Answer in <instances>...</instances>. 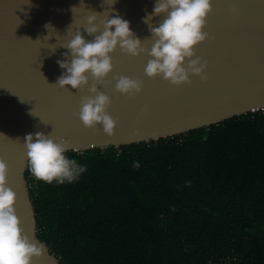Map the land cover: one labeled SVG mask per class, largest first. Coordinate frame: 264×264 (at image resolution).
I'll list each match as a JSON object with an SVG mask.
<instances>
[{
  "label": "water",
  "instance_id": "water-1",
  "mask_svg": "<svg viewBox=\"0 0 264 264\" xmlns=\"http://www.w3.org/2000/svg\"><path fill=\"white\" fill-rule=\"evenodd\" d=\"M154 3L0 0V158L8 164L20 226L43 249L40 256L32 257V264L62 263L38 236L26 179L27 134L42 132L65 140L68 151H86L150 142L264 109V0H212L204 28L209 35L195 46V56L206 64V79L189 73L188 82L172 84L159 75L149 77L144 72L150 59L147 53L132 56L117 47L110 54L112 71L97 85L111 98L107 111L117 121L114 134L107 135L100 124L84 126L78 116L81 97L95 94L87 86L78 90L55 84L66 71L57 63L67 59L63 53L69 51L61 44L86 26L87 16L95 11L101 31L108 14L120 15L150 48L151 33L142 18L152 12ZM165 15L153 16L152 24L158 25ZM119 75L141 80V91L119 92L113 78ZM92 82L90 78L89 85Z\"/></svg>",
  "mask_w": 264,
  "mask_h": 264
},
{
  "label": "trees",
  "instance_id": "trees-1",
  "mask_svg": "<svg viewBox=\"0 0 264 264\" xmlns=\"http://www.w3.org/2000/svg\"><path fill=\"white\" fill-rule=\"evenodd\" d=\"M66 155L86 168L71 183L26 171L62 264H264V109Z\"/></svg>",
  "mask_w": 264,
  "mask_h": 264
},
{
  "label": "clouds",
  "instance_id": "clouds-1",
  "mask_svg": "<svg viewBox=\"0 0 264 264\" xmlns=\"http://www.w3.org/2000/svg\"><path fill=\"white\" fill-rule=\"evenodd\" d=\"M114 3L115 0H112ZM211 10L212 0H155L152 12L142 18L151 33L150 48L143 45L141 38L130 27V21L120 15L108 14L101 31L95 23L97 12L93 11L87 16L86 26L78 27L67 42L61 44L69 51L63 53L67 59L57 61L66 71L55 84L61 88L70 85L78 90L87 86L88 91L95 95L81 97L79 119L86 127L100 124L107 135H112L117 121L107 111L111 98L97 87L104 83L114 67L110 54L117 47L132 56L147 53L150 59L144 68L145 74L149 77L159 75L172 84L188 82L189 73L206 79L203 72L206 64L200 63V57L195 56V46L209 35L204 28ZM161 13L166 15L154 26L152 17ZM45 27L52 28L51 24ZM85 33L91 39H87ZM90 78L93 82L89 85ZM113 78L116 79V89L121 93L133 94V90L138 93L142 89L139 79L126 75ZM24 144L29 172L36 180L71 183L86 170L75 158L67 157L69 145L63 139L36 132L27 134ZM135 166H139L138 162ZM8 171L7 162L0 158V264H32V257L40 256L43 249L20 226L14 207L16 193L8 184Z\"/></svg>",
  "mask_w": 264,
  "mask_h": 264
}]
</instances>
